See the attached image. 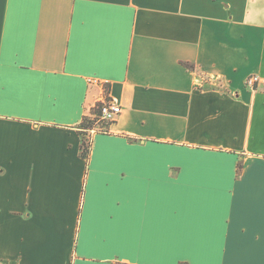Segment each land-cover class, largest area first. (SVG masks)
<instances>
[{"label": "crops", "instance_id": "1", "mask_svg": "<svg viewBox=\"0 0 264 264\" xmlns=\"http://www.w3.org/2000/svg\"><path fill=\"white\" fill-rule=\"evenodd\" d=\"M253 75L264 0H0V264H264Z\"/></svg>", "mask_w": 264, "mask_h": 264}, {"label": "built area", "instance_id": "2", "mask_svg": "<svg viewBox=\"0 0 264 264\" xmlns=\"http://www.w3.org/2000/svg\"><path fill=\"white\" fill-rule=\"evenodd\" d=\"M89 83L102 85V82L96 79H89ZM246 86L254 90L264 87V78L259 75L250 76L246 81ZM94 109H97L99 111V114L91 116V119H98V127H95L94 130L91 131V133H96L98 131L106 132L107 127L104 126L103 123H112L122 112V108L120 105L108 100L98 102Z\"/></svg>", "mask_w": 264, "mask_h": 264}, {"label": "trees", "instance_id": "3", "mask_svg": "<svg viewBox=\"0 0 264 264\" xmlns=\"http://www.w3.org/2000/svg\"><path fill=\"white\" fill-rule=\"evenodd\" d=\"M99 111L97 109H93L90 116L86 117L83 122L80 125V129H81V134L86 136H89V134L91 133L92 130H94V128L97 125V120L98 119H91V116L93 115H98ZM111 123H103L104 126H106L108 128V126ZM91 153V143L90 141H88L86 138L83 139L82 145H81V156L84 159H88Z\"/></svg>", "mask_w": 264, "mask_h": 264}, {"label": "rangeland", "instance_id": "4", "mask_svg": "<svg viewBox=\"0 0 264 264\" xmlns=\"http://www.w3.org/2000/svg\"><path fill=\"white\" fill-rule=\"evenodd\" d=\"M96 127H98V125H96ZM87 140L89 141V139L87 138Z\"/></svg>", "mask_w": 264, "mask_h": 264}]
</instances>
